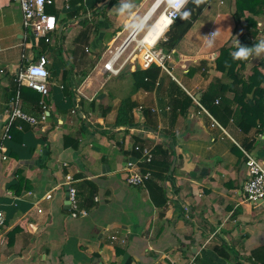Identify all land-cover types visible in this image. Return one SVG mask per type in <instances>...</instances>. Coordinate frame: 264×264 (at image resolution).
<instances>
[{"label": "crops", "instance_id": "obj_1", "mask_svg": "<svg viewBox=\"0 0 264 264\" xmlns=\"http://www.w3.org/2000/svg\"><path fill=\"white\" fill-rule=\"evenodd\" d=\"M95 2L82 0L77 13L86 20L80 22L76 15L70 17L76 4L66 9L63 0H50L46 13L56 17L57 29L44 45L43 38L22 26L17 2L0 0V143L5 147L0 151V208L6 220L0 264H192L196 257L205 264H262L252 253L264 259V198L253 205L243 199L246 169L239 147L250 142L247 150L264 162V128L243 132L231 118L219 123L195 101L185 111L171 112L169 94L156 87L130 93L129 73L138 66L134 54L125 61L127 53L122 52L116 75L101 70L127 34L118 40L120 31L104 40L100 25L107 22L100 16L108 1ZM217 5L215 16H228L225 1ZM92 9L98 13L92 16ZM209 9L202 10L162 68L195 99L213 78L224 79L214 59L234 27L233 22L231 33L215 47L194 48L197 23ZM86 25L98 30L79 43ZM210 30L214 32L209 27L207 35ZM259 36L264 38V31ZM154 49L160 50L158 58L164 57V50ZM40 53L47 56L50 73L47 118L36 125L18 121L14 136L2 140L15 72ZM68 74L82 78L74 101L65 95L71 87H62ZM128 94L135 102L134 123L143 120L137 107L150 103L155 130L114 125L119 100ZM20 106L39 119L41 104H24L20 97ZM134 137L148 145L173 143V171L164 183L167 200L161 206L151 201L145 185L124 181L123 167L135 156ZM66 174L84 215H69ZM86 182L96 186L90 208L81 205L89 189Z\"/></svg>", "mask_w": 264, "mask_h": 264}, {"label": "trees", "instance_id": "obj_2", "mask_svg": "<svg viewBox=\"0 0 264 264\" xmlns=\"http://www.w3.org/2000/svg\"><path fill=\"white\" fill-rule=\"evenodd\" d=\"M95 1L101 2L103 0H94V3H96ZM210 1L211 0H205L198 8L194 4L189 3L186 9L192 11L191 18L184 21L177 17L170 30L155 44V48L164 50L165 54H171L178 42L190 29L202 10L208 6ZM70 4H76L73 12H70V17H73L74 14L78 17L80 22H85L86 19H83L81 14L77 13L82 5V0H72ZM45 11L48 12L47 6H45ZM101 11L103 12V9ZM97 13L98 12H92L91 14L93 16ZM230 13L234 21L233 32L229 38L230 41L226 42V44L218 50V54L214 59L215 68L224 73V79L213 78L207 84L198 102L219 123H224V120L231 118L234 124L243 132H248L253 127L257 129V131H262L264 128V55L257 61L249 62L233 60L230 53L236 50L234 46V39L236 38L239 39L241 44L246 46H252L255 41L264 39L259 37L260 28L257 21V17L264 16V0H231ZM97 30V26H94L92 29L91 26L86 25L78 34V42H87L89 33L91 31L97 32ZM42 43L44 45L49 44V42H45L44 39ZM57 48H59V46H57ZM193 72L194 69L191 73ZM53 75L52 70L51 77H53ZM129 76L132 81L130 93L137 89L151 92L155 87L160 91H167L169 94L171 112L178 110L185 111L186 107L194 101L192 97H190L180 85H178L177 82L155 62H152L146 68L137 66L135 70L129 73ZM81 79L82 78L78 79L75 76H69V74L64 77V84L62 87H71V90L69 88V91L66 92L65 95H68L69 99L72 101H74L75 89L80 84ZM13 89L14 92L19 90L21 100L24 104L33 103L35 107H38L41 100L45 103L48 100V95L42 96L39 92L27 86H18L15 84ZM228 91L233 93L231 98L226 95ZM134 106L135 102L130 99L129 94L120 98L116 108L117 114L114 119V125L129 127L134 124L138 125L140 128L155 130L157 122L151 104L148 103L145 107L141 106L143 120L140 124L139 122L136 124L134 123ZM18 121L29 124L23 120L14 121L9 130L10 136H14ZM134 140V144H147L139 137H134ZM249 144L250 142L245 144L243 148L247 150ZM151 146L152 157L148 162H140V168L142 171L150 172V178L145 181L144 185L147 188L151 201L154 202L156 206H161L167 200L164 183L171 180L170 172L173 171L170 170L173 143H169L167 146L155 143ZM133 151L135 156L139 155L134 149ZM239 153L244 157L241 150H239ZM86 183H88L89 189L81 205L83 208H90L95 205L94 194L96 186L90 182ZM224 255L227 256L226 254ZM252 256L254 259L257 258L256 261H260L264 264V259L258 257L259 255L257 252H253ZM192 264L205 263L201 262L200 258L196 257Z\"/></svg>", "mask_w": 264, "mask_h": 264}, {"label": "built area", "instance_id": "obj_3", "mask_svg": "<svg viewBox=\"0 0 264 264\" xmlns=\"http://www.w3.org/2000/svg\"><path fill=\"white\" fill-rule=\"evenodd\" d=\"M21 12V21L22 26L29 30L33 36L41 37L45 42L50 41L49 34L57 29V20L56 17L52 14H48L45 11V5L50 2V0H15ZM64 7L68 9L70 7V2L72 0H63ZM164 7L161 10V13L164 11ZM212 31L208 32L210 35ZM128 36V35H127ZM126 36V37H127ZM126 37L123 39L118 48L108 56L101 65V70L116 75L123 65V62L118 63V59L123 51L128 47L130 41L135 42V47L129 53H127L126 59L134 54L133 57L136 58L137 64L139 67L146 68L152 62L159 64L162 68H165L164 58L168 59L169 54H164V57L158 58L156 56L153 45H150L147 48H144V52L139 57H136L139 53V50L143 48L144 43L142 38H135L134 40H129V42L121 48V45L124 43ZM136 50L138 53L136 54ZM119 52V53H118ZM118 53V54H117ZM116 55V56H115ZM48 63V58L44 53H40L35 57L27 58L25 64H23L14 75V82L18 86H27L39 92L42 96L48 95V86L50 73L46 67ZM193 100L199 106L200 109L204 108L199 104V102L192 96ZM42 111L40 113L39 119L33 115L28 114L23 111L20 106V96L19 90H16L14 95L7 102V114L4 120L2 127L1 139L11 138L9 130L11 125L17 119L28 122L31 125H36L38 122H44L46 119V103L40 101ZM137 111L141 114V106L137 107ZM211 118V117H210ZM212 119V118H211ZM212 122L216 125L218 123L212 119ZM130 131L136 130L130 126ZM146 130L145 128H141ZM147 131V130H146ZM152 146L149 144H134L133 149L139 153L138 156L130 157L124 167V181L129 186H144L145 181L150 178L149 171H142L140 168V162H148L152 157L151 152ZM242 154L244 155L243 164L246 169L244 180L241 184V194L245 202L253 205L259 200L264 198V162L257 158L253 153L239 147ZM0 151H5L3 143H0ZM5 158V156H2ZM64 184L66 185V195L69 203V215L72 217L78 215H84L86 213L85 209H81L77 204V190L74 186L71 185L72 178L69 174L65 175ZM6 226L5 214L4 211L0 208V233L3 232L4 227ZM163 264H183L178 261H167Z\"/></svg>", "mask_w": 264, "mask_h": 264}, {"label": "clouds", "instance_id": "obj_4", "mask_svg": "<svg viewBox=\"0 0 264 264\" xmlns=\"http://www.w3.org/2000/svg\"><path fill=\"white\" fill-rule=\"evenodd\" d=\"M205 0H154V4L144 15H138L135 9L137 5L134 0H118V5L114 6L116 14L126 19L124 25L125 29L130 33L134 32L137 35L143 33L145 36L153 37V47L155 44L165 36L179 17L181 20L187 21L192 16V11L187 10L186 6L189 3L194 4L197 8L203 4ZM164 6V11L156 17L155 20L152 16L155 10ZM219 36V32L214 31L205 40L208 47L214 46L215 38ZM235 51L230 55L233 60L250 61L252 57H261L264 55V39L255 41L252 46H246L240 43L239 39L234 41Z\"/></svg>", "mask_w": 264, "mask_h": 264}, {"label": "rangeland", "instance_id": "obj_5", "mask_svg": "<svg viewBox=\"0 0 264 264\" xmlns=\"http://www.w3.org/2000/svg\"><path fill=\"white\" fill-rule=\"evenodd\" d=\"M107 1L108 2H107V5H105V9H103L104 14H103V16H100V18H102L104 20L103 22H107L106 26L100 25L101 30H103L102 28L105 29V34H104L103 39L108 40L109 37H112V35H116V33L120 32V31L122 33L119 35L118 40L122 39L126 34L128 35V33H130L129 31L124 29L126 19L124 17H120L116 14L114 6L118 5V0H107ZM153 1L154 0H134L135 4L137 5V8L135 9L137 14L143 15L144 12L150 7V5L152 4ZM224 1H225V5L229 6V9H230L231 0H224ZM217 3H218V0H211L210 3L208 4V7H210L209 11H206L205 15H203L201 17V20L197 23V30H196L197 39L193 40V42L195 44L194 48H197L198 46H201V47L206 46L205 40L208 38V37H206V35H207V30L209 27H212V29L214 31L219 32V36L215 38L214 45L218 44L219 41H222L224 36L227 37L231 33L232 23L234 22L232 15L229 13L228 16H225V17H223V16L216 17L214 10L218 7ZM93 6L94 5H92L91 7H93ZM163 7L164 6L161 5L160 8L156 9L155 14L152 16L153 20H155V18L161 13V10L163 9ZM93 11H94V9L91 10V12H93ZM208 13H210V17L207 19L206 17L208 15ZM260 18L261 17H257V21H258V26L260 28V33H261L262 31H264V27H262V26H264L263 25L264 24L263 23L264 16H262V19H260ZM259 21L261 22V24H259ZM92 32H94V31H92ZM260 33H259V35H260ZM142 35H143V33H140V35H136V38L139 39ZM134 47H135V42L130 41V43L128 44V47L124 51V54L129 53L132 49H134ZM206 47H208V46H206ZM136 51H137L136 52V54H137L138 50H136ZM54 57L57 60V55H51L50 54V58L53 61H54ZM136 57H138V56H136ZM259 58L258 57H252V58H250L249 62L257 61V60H259ZM120 61L121 60L118 59V62H120ZM247 64H249V63H247Z\"/></svg>", "mask_w": 264, "mask_h": 264}, {"label": "bare ground", "instance_id": "obj_6", "mask_svg": "<svg viewBox=\"0 0 264 264\" xmlns=\"http://www.w3.org/2000/svg\"><path fill=\"white\" fill-rule=\"evenodd\" d=\"M153 4H154V1H153V3L151 4V6L149 7V8H151L152 6H153ZM148 8V9H149ZM148 9L144 12V14L148 11ZM156 11V10H155ZM143 14V15H144ZM161 14V13H160ZM159 14V15H160ZM158 15V16H159ZM156 19V18H155ZM136 33L131 37V40H134L135 38H136ZM141 38H142V40H143V43H144V46H143V48H141L140 50H139V57L142 55V53L144 52V48H147V47H149L150 45H152L153 44V41H150V40H153L154 38L153 37H151L150 35L149 36H145L144 34L141 36ZM149 39V40H148ZM155 50V49H154ZM119 53V52H118ZM117 53V54H118ZM155 53H156V56H160V50H156L155 51ZM116 56V55H115Z\"/></svg>", "mask_w": 264, "mask_h": 264}, {"label": "water", "instance_id": "obj_7", "mask_svg": "<svg viewBox=\"0 0 264 264\" xmlns=\"http://www.w3.org/2000/svg\"><path fill=\"white\" fill-rule=\"evenodd\" d=\"M134 34H135L134 32L128 34V36L126 37L124 43L121 45V48H123V47L129 42V40L131 39V37H132ZM198 99H199V97L196 96V100H198ZM173 165H174V157H173V160H172V162H171L170 170H172Z\"/></svg>", "mask_w": 264, "mask_h": 264}]
</instances>
